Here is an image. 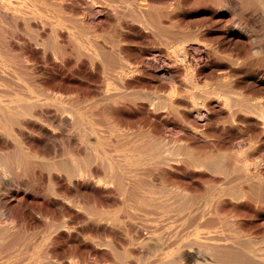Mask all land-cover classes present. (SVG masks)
Segmentation results:
<instances>
[{
  "label": "bare ground",
  "instance_id": "obj_1",
  "mask_svg": "<svg viewBox=\"0 0 264 264\" xmlns=\"http://www.w3.org/2000/svg\"><path fill=\"white\" fill-rule=\"evenodd\" d=\"M44 3L48 10L42 9ZM26 5L28 12L21 8ZM196 7L211 16L218 11L217 29L204 23L178 37L163 27L164 20L170 29L176 28L181 14ZM52 18L58 23L78 21L88 34L83 45L86 61L76 52L62 66L70 65L89 78L110 75L121 85L123 94L100 91V117L117 135L129 132L133 123L146 128L140 142L123 156L129 165H119L114 143L109 151L100 149L96 133L90 159L69 150L60 161L50 162L33 143L25 146V138L43 127L53 140L73 133L68 138L72 144L88 146L82 114L71 103L59 105L55 96L41 97L39 91L36 95L25 89L18 25ZM263 20L264 0H0V258H11L12 250L35 239L44 224L41 241L47 249L41 257L47 264H54L49 248L59 240L86 242L81 230L86 227L94 229V235H86L90 244L111 250L116 229L135 228L141 249L151 244L176 249L171 258L165 256V264H264ZM96 24L113 25L125 34L113 41L111 61L104 57L102 29ZM10 28L15 34L11 52ZM135 30L145 38L151 34L164 46L144 51L129 47L123 53L121 44L130 43L126 34ZM74 37L67 34L69 47L79 51L81 43ZM228 37L245 38L250 54H225L223 41ZM132 56L135 62L130 63ZM150 75L158 83L167 82V90L159 92ZM213 80L215 85L208 83ZM59 82L64 91L81 92ZM132 82L145 90L132 93ZM120 98L128 103V121L134 122L110 117L106 108L116 107ZM49 106L56 107L53 116L44 111ZM96 162L101 177L90 170ZM42 172L48 180L45 191L38 184ZM143 178L147 186L141 185ZM62 210L63 219L73 210L81 214L82 227L68 222L71 215L55 224L53 218ZM111 211L122 213V219ZM20 223L28 230L22 231Z\"/></svg>",
  "mask_w": 264,
  "mask_h": 264
},
{
  "label": "rangeland",
  "instance_id": "obj_2",
  "mask_svg": "<svg viewBox=\"0 0 264 264\" xmlns=\"http://www.w3.org/2000/svg\"><path fill=\"white\" fill-rule=\"evenodd\" d=\"M41 6L43 10H48L47 4L44 3ZM29 7L30 6L26 5L21 8L23 11L28 12ZM39 7L40 6L37 5L35 7L32 6L31 8L37 9ZM212 12L214 16H211L210 13L206 14L205 12L201 11V9L198 7L189 10L186 9V12L182 13L181 16L179 14L180 17L178 24H176V28L170 29L164 20L162 21V25L164 28L176 32L178 37H181L182 35L190 32L191 29H195L196 27L204 23H207V25H211L215 29H217L218 27L217 21L219 19L220 14L218 13V11L217 12L212 11ZM53 19L55 18H52V20ZM207 19H211V20L208 21ZM52 20L49 22L32 20L31 23H29L30 21H28L29 24L25 23L24 26H22L21 23H19L18 25L19 28L22 29L20 33V38H21V46H22V55L24 59L23 75L26 81L25 89L26 91L33 92L36 95L38 94L39 91V94L37 96H41V97H44V95L47 98H51V96L53 97L55 96L57 99L58 98L60 99V100L58 99L59 101H62L61 98L66 99L65 100L66 103L64 102V100L62 102H59L57 100V103L59 105L60 104L67 105V103H71L78 111V113L80 115L82 114L81 121L83 126L85 124V128L84 127L83 128L85 129V139L88 142V146L86 147V149H84L83 147L72 144L71 141L68 140V138L70 137L71 139V137H74L73 133L70 134L62 133V136H59L58 134L57 138L53 140L51 138L50 130L44 127L35 130L32 138L26 137L25 146H27V144L29 143H33L35 145V146L33 145V148L36 149L40 154H42L47 161L50 162L60 161L64 156V154L67 153L69 150L72 154H74L78 158L90 159L93 158L94 156V146L96 143V141L94 140L95 139L94 134L96 133L97 135H99L98 143L100 144V149L104 151H109L110 150L109 147H111V145L114 143L113 145L118 146L119 165L120 166L122 165V167L129 165V161H127L128 159L123 156H125V154L130 149L133 148L135 142H140L139 141L140 134L145 133L146 128L144 127H142V129L137 128V126H139L138 123H133L132 125H130L131 127L128 126L127 124V126L130 128V131L125 134H119L120 135L119 136L116 133H114L110 122L106 121L105 118L103 120L100 117V112L101 109L103 108L102 103H100V97H101L100 91L107 90L108 92H113V93L116 92L118 95L123 94L121 85L119 84L118 80H114L110 75H108L107 77L106 74L100 75L96 73L93 76V78H89L85 73L82 72L76 73L72 71L70 65L62 66L63 62H67L70 57L74 58L75 57L74 54L76 52L81 56V58L84 61H86V57H85L86 52L84 50L83 45H86L85 41L87 39L86 37L88 36V34H86L85 29L82 27V25H80V23H78V21L75 20L69 21L64 19L63 21H60L58 23L57 19H55V21ZM51 23H53V25ZM189 23L191 24L189 25ZM193 23L194 25H192ZM249 24L251 23L249 22ZM62 25L65 26V28ZM262 26L263 27L260 28V32L264 34V22L262 23ZM95 27H97V29H102L104 42L103 41L99 42V44L101 46L102 43L104 44V46H102L104 49L103 52L106 53L104 54V57L106 58V60L110 59L111 61L112 55L109 50L112 49V46L115 45L114 42L118 39V37L123 39V37H125V34L119 33L117 30H114L116 28H114L113 25L107 26V25L96 24ZM71 28L72 29L75 28V30L73 29L74 30L73 31L71 30ZM180 31L183 32L181 33ZM134 32H136V30L130 31L126 34V39L127 41L130 40V43L125 42L124 43L125 45L121 44L120 49L122 48L121 50H123V53L125 54L128 53L129 47H132L134 51L137 50L144 51L145 49H149L151 47L164 46L163 43H161L160 41H155L156 38L151 34H149L145 38V36L134 34ZM68 33H71L72 35L73 33L75 34L74 41L76 42V44L81 43V45L79 46L80 49L79 51L70 49L67 39ZM116 34L117 36H115ZM78 35L79 37H77ZM14 40H15V34L12 33V29L10 28L8 32V47L10 52L15 49ZM248 43L249 42L245 38H242L241 40L232 39L230 37L224 38L223 52L225 54H228L230 51H232L235 54L237 53L241 56H245L247 54H250L251 52V46H250L251 44ZM49 45L51 47H49ZM94 50H96V48ZM107 54H109L110 56ZM128 61L130 63L132 61L135 62V58L132 56ZM54 74H57L58 76ZM148 78L152 80V83H155L157 85L155 86L159 92L162 93L167 90L166 89L167 82L162 81L158 83L156 82V80L152 79L153 78L152 75H150ZM59 79L63 80L66 86L69 87L74 86L78 89H81V92H79L78 95H76V94H72L69 91L66 90L64 91L63 89L58 87V83H60ZM208 83L211 85H215L214 83L217 82L213 80V81H209ZM131 84H132V88L130 89V91L132 93L141 92L145 90L142 88L140 84L137 85L135 82H132ZM31 87L34 89H32ZM68 96L69 99H67ZM115 106L116 107L110 106L109 108L108 107L106 108V110L108 109L110 117L113 119L114 118L118 119L119 117L124 116L126 121L127 115L129 114L130 111L128 110L129 106L125 98L117 99ZM44 111L47 112L48 116H53L56 112V107L49 106V108L45 109ZM128 119L127 122H134V121H128ZM172 123L174 125H177V121H172ZM90 127L94 129V132H90L91 129ZM177 138L178 137H166V139L169 141L175 140ZM125 159L127 160L125 161ZM90 170L96 176L101 177L103 175V170L98 162L92 164ZM46 177H47L46 174L42 172L39 180L40 183H38L40 187L42 186L41 187L43 188L41 189L42 191L47 190L48 180ZM25 179L26 182H29L28 173ZM141 183L142 186H147L148 179L145 178L144 180H142ZM102 191H106V190H102ZM24 192H22L21 195H23ZM24 195L25 197L30 198V194L28 192H25ZM75 212L76 211L73 210V212H70L72 214L69 213L71 216L68 215L71 218H73V220L68 216L67 217L69 219L67 217H65L64 219L67 218L68 222L70 224L73 223L72 225L75 228L82 227V221L84 217L81 214ZM59 213H57L54 216L56 219L53 218L55 224H59L60 221L64 220L63 219V216L65 215L64 210H62ZM111 214H113V216L122 219L121 217L122 213L120 214V213H115V211H111ZM70 221H72V223ZM19 226H21L22 231L28 230V226L26 227V225L24 226L23 224L20 223ZM86 228L81 229L82 231H84L83 233L85 234L84 238L86 239V242H84L85 241L84 240L80 244H77L75 242L65 243L64 241L59 240L57 243H54L49 248L50 251L53 253L52 255L54 257L53 259H51V262L54 264H109V263L110 264H165L169 260L167 259V257L171 258L173 256V252L176 251V249L174 250L172 249V251L171 249L170 250L167 249V246L163 244H151L148 247V249H144V250L141 249V247H139V245L136 242L140 234L139 231H137L135 228H126V229L120 228L121 230L118 229L119 231H124V232H119L116 229V231H114L115 232L114 235L116 237L114 236L113 237L114 239L113 238L111 239L113 250L107 249L105 247H97L95 245L90 244V241H88L86 237V235L87 236L94 235V229L92 227L91 228L86 227ZM43 232H44V224H42V226L38 230L35 239L30 240L31 242L27 241L22 246L19 245L16 248H14L11 252L12 255L11 258H5V257L0 258V264H47V261L43 260L41 257V255H43V253L47 249L44 243L41 241ZM60 241H62V243ZM170 251L171 254L169 253Z\"/></svg>",
  "mask_w": 264,
  "mask_h": 264
}]
</instances>
